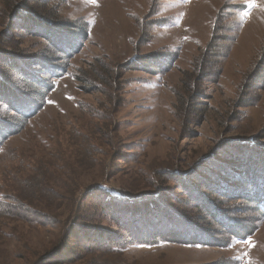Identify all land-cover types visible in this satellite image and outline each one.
<instances>
[{"label": "rangeland", "instance_id": "obj_1", "mask_svg": "<svg viewBox=\"0 0 264 264\" xmlns=\"http://www.w3.org/2000/svg\"><path fill=\"white\" fill-rule=\"evenodd\" d=\"M47 21L80 34L69 60ZM12 58L68 65L0 145V264H264V211L237 174L264 169V0H0V77L16 84ZM146 207L221 244L133 242Z\"/></svg>", "mask_w": 264, "mask_h": 264}, {"label": "trees", "instance_id": "obj_2", "mask_svg": "<svg viewBox=\"0 0 264 264\" xmlns=\"http://www.w3.org/2000/svg\"><path fill=\"white\" fill-rule=\"evenodd\" d=\"M39 26L40 19L35 25V28H41ZM78 28L85 29L82 27ZM42 31L45 36H48V39H52V42L58 38L54 44L58 46L57 51L62 53V60H69L76 53L75 51L80 49V37H77L80 34H74V32L67 31H65V33L61 31L60 33L59 29L54 27L51 21H47V25L42 24ZM54 33L56 34L54 35ZM85 34L86 30L83 31V35ZM142 59H145L147 61L146 63H148V65L152 67V70L156 72L159 71L158 69H161L162 66H166V59H164V57L162 58L161 56L157 57L155 54L151 55V57L145 56L144 58H141V60ZM67 63L68 62H66L65 65L55 64L53 63L52 58H41L37 61H21L17 60L16 58H12L6 63V67L2 68L3 72H5V70L6 72H14L16 84H14V81H11L10 83L8 81L9 79H1L0 77V102L4 103L9 108V110H7L8 115L16 113L18 116V123L13 124L10 122L13 117H10L11 119H9L7 117L0 116V145L8 136L13 135V132L16 131V128L13 129V127L17 125V131H20L28 122L30 117L34 116L45 107L47 96L55 88V84L53 82L54 77H58L62 72L67 71L65 68V66L68 65ZM127 67L128 69H132L134 65L128 63ZM34 69L45 73L48 78H42L41 75L39 76ZM245 165L246 164L243 163L244 171L237 174H242L240 180H245L247 182L245 188L247 191L246 198L251 201H255L257 205H259V210L264 211V173H259L258 175L256 173L258 168H253L252 171L249 169V167L247 168V165ZM225 172L227 173L228 171L226 170ZM257 172H264V169L263 171L258 170ZM239 188L240 187L234 186L233 189L236 190L232 191H236V194L240 197L241 194L238 191L240 190ZM195 193V191L191 193L192 199L196 201L194 202V205L198 208L203 207L202 210H204L205 213L210 214L213 217L212 220L216 224L222 222L224 228L229 231L228 233L232 234V226L223 221V218L228 219V221H232V219H230L222 209L216 207L210 201L197 198ZM121 205L122 204H120V206ZM128 207L129 206L126 205L121 206V208L126 209V211ZM142 210L146 213L143 214L141 218L137 219V221H133L134 224L129 222L131 221L132 216H129V213L125 212L127 214L126 218L129 223L128 225L125 224L123 231L128 233L127 237H129L133 242L150 246H154L165 241L179 242L181 240H193L192 242H189L190 245L207 244L208 246H216L221 244L220 240L217 239L215 235H212L214 232L202 231V229L199 228L194 222H189L182 219L180 216L175 217L174 215H168L167 213L162 215L153 213V216L151 217L152 214L148 216L149 213H147L148 207ZM146 216L149 218L147 219ZM119 222L121 227L123 223H121V221ZM164 223H169L167 224L169 227L161 229ZM171 226H178L180 228H171ZM172 230H179V232L182 233L184 232L187 237H179L177 235L178 233ZM197 232L198 235H196ZM248 233L252 234L253 230L249 231Z\"/></svg>", "mask_w": 264, "mask_h": 264}]
</instances>
